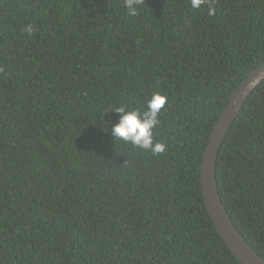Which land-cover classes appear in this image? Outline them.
<instances>
[{
  "label": "trees",
  "instance_id": "obj_1",
  "mask_svg": "<svg viewBox=\"0 0 264 264\" xmlns=\"http://www.w3.org/2000/svg\"><path fill=\"white\" fill-rule=\"evenodd\" d=\"M263 62L264 0H138L136 16L124 0H0V264H241L199 171ZM153 92L167 97L166 150L116 143L109 109L143 110ZM216 181L264 258V80L224 136Z\"/></svg>",
  "mask_w": 264,
  "mask_h": 264
},
{
  "label": "water",
  "instance_id": "obj_2",
  "mask_svg": "<svg viewBox=\"0 0 264 264\" xmlns=\"http://www.w3.org/2000/svg\"><path fill=\"white\" fill-rule=\"evenodd\" d=\"M262 80H264V62L251 71L232 92L211 131L202 154L199 171L201 193L208 214L224 243L241 264H264V258L235 227L221 201L216 181V160L225 134L248 96Z\"/></svg>",
  "mask_w": 264,
  "mask_h": 264
},
{
  "label": "clouds",
  "instance_id": "obj_3",
  "mask_svg": "<svg viewBox=\"0 0 264 264\" xmlns=\"http://www.w3.org/2000/svg\"><path fill=\"white\" fill-rule=\"evenodd\" d=\"M203 2L204 0H191V7L200 8ZM124 7L128 15L138 14V0H124ZM213 11L210 8L209 14H213ZM27 31L31 32L30 26ZM166 100V95L153 92L146 99L143 110L125 104L112 106L109 111L114 110L119 117L110 129L115 142L129 143L134 147L150 151L152 154L163 153L166 145L155 139V130L161 124L160 117Z\"/></svg>",
  "mask_w": 264,
  "mask_h": 264
}]
</instances>
